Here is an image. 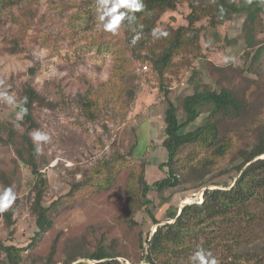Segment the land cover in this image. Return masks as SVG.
Instances as JSON below:
<instances>
[{
	"label": "rangeland",
	"instance_id": "374dc122",
	"mask_svg": "<svg viewBox=\"0 0 264 264\" xmlns=\"http://www.w3.org/2000/svg\"><path fill=\"white\" fill-rule=\"evenodd\" d=\"M84 1L24 0L0 12V91L16 102L10 105L0 98L4 128L0 135V264H10L2 249L9 246L18 251V264H65L72 255L75 260L69 264H95L83 255L99 248L122 264H149L143 257L157 225L140 206L142 188L136 180L142 177L151 185L165 177V168L160 169L167 160L162 146L165 110L172 102L183 121L180 103L195 87L216 92L226 88L244 102L240 117L219 124L221 134L233 133L232 144L247 149L259 136V122L264 119V13L254 22L253 47L249 48L246 15L232 13L241 0H229V20L215 29L208 20L196 22L203 28L198 57L178 53L159 82L148 64L123 48L120 27L111 33L98 27V15L85 16V24L73 17ZM189 13L186 0H179L166 14L165 23L174 29L187 26ZM259 47L263 48L260 58L254 60ZM119 54L126 60L118 59ZM117 65L123 69L119 88L113 83ZM27 88L38 98L32 105L30 129L17 117ZM84 97L89 99L92 118L83 111ZM205 116L204 109L184 131H192ZM36 130L50 137L49 142L40 143L42 151L35 163L44 179L41 206L51 223L37 237L34 199L41 182L24 162L27 155L20 145L24 135L37 147L31 137ZM229 155L226 173L214 170L205 174L204 181L220 174L212 180L219 187L232 183L235 171L229 163L236 156ZM203 156L202 151L182 150L180 162L187 170L192 163L186 161ZM118 157L114 163L112 159ZM205 185L188 174L175 188L160 192L152 188L147 194L148 209L158 225L172 223L167 215L200 202ZM8 189L14 199L6 201ZM252 209L263 216L255 229L262 231L244 243L239 253L262 256L264 203ZM204 238L202 243L207 239L212 244L208 251L219 264L233 262L234 258L228 259L226 239L215 225L207 228ZM184 254L179 263H191L193 254ZM175 260L174 256L171 262Z\"/></svg>",
	"mask_w": 264,
	"mask_h": 264
},
{
	"label": "trees",
	"instance_id": "16d2710c",
	"mask_svg": "<svg viewBox=\"0 0 264 264\" xmlns=\"http://www.w3.org/2000/svg\"><path fill=\"white\" fill-rule=\"evenodd\" d=\"M23 1L0 0V12L11 9L12 6L21 4ZM228 1L186 0L190 11L187 17L188 24L174 29L169 23H165V17L167 13L174 10L179 0H141L144 5L143 9L129 13L135 16V20L129 22L126 18L120 23L123 48L136 59L141 60L142 63L148 64L161 82L163 74L171 70L173 58L178 53L183 52L193 55L194 58L198 57L200 33L203 28L197 27L196 22L208 20L209 26L215 29L221 22L230 19L231 12L228 9ZM81 7L83 9L73 17L81 21L82 24L87 21L85 16L99 14L98 0H86ZM120 11L128 12L125 8H121ZM232 13H244L246 15L244 29L249 33L248 47H253V37L250 34L254 30V22L260 14L264 13V0H241L240 5L236 6ZM154 29L165 31L168 35L158 39L154 38L152 36ZM136 34L140 35V39L133 45L132 38ZM262 49V47L257 49L253 57L254 60L260 58ZM118 59L125 61L126 57L124 54H119ZM114 70L117 75L114 76L113 83L116 88H119V76L123 69L117 65ZM23 93V101L19 104L18 111L20 112L21 107L27 109L26 114L22 116V121L30 129L34 126L31 114L32 105L38 98L32 88H27ZM83 100V111L92 118L89 99L84 97ZM180 105L184 115L183 121L179 120L178 109L172 102L168 103L165 110V138L162 146L166 151L167 160L160 165V169L165 168V177L151 185H147L142 177L136 180L142 188L143 202L140 206L144 207L146 214L157 225L155 232L147 242V252L143 259L149 264H184L179 263L178 258L184 256L185 252L193 254L198 248L202 247L208 251L210 246L212 247V244L207 243V239L206 243H202V239L207 237L204 238L207 228L210 225H215L221 237L226 239L228 259L234 258L230 264H264V243L260 253L262 256L250 252L239 253V248L244 243L249 244L256 239L257 232L261 233L262 231L259 229L255 232L256 227L263 221V216L260 212L255 213L252 205L264 203V119L259 122V136L256 143L250 148L244 149L234 145V143L232 144L234 136L230 130H226L222 134L219 132L221 120L240 117L242 109L244 110V102L239 101L231 90L225 88L216 92L204 87H195L193 93L184 97ZM204 109L206 116L202 123L192 131H184L201 115ZM218 115H222L224 118ZM1 130L4 128L0 126V135ZM20 145L27 155L23 159L24 162L31 167L32 173L41 182L40 190L34 199V212L38 229L35 236L37 237L51 227L46 214L47 210L41 206L44 179L35 163L36 146L33 145L28 136L24 135ZM190 149L202 151L204 156L199 160L193 157L191 161H186L187 164L192 163L187 171L185 164L180 162V154L182 150ZM233 153L236 159L229 164L233 166L235 177L231 184L225 183L219 187L212 181L220 174L205 178L204 181L205 174H210L214 170L226 173L228 160L230 162L229 154ZM18 154L22 156L20 152ZM119 158L112 160L116 163ZM185 174H190L192 180L195 179L197 182L202 180L203 184H206L201 195V201L183 206L180 212L169 213L167 215L168 221L173 222L158 225L159 222L148 209L151 204V200L148 199V192L152 188L158 192L166 188H175L181 183V178H187ZM196 178L200 179L197 180ZM211 186H215V188H211ZM131 190L133 193L134 189ZM10 214H5L8 220H10ZM34 239L35 237L32 242ZM2 249L6 252L10 264H18V251L14 247H2ZM75 256H70L65 264L74 261ZM174 256L176 260L172 263L171 260ZM83 257L94 261L95 264H122V262L112 260L113 256L103 248H99L92 254L83 255Z\"/></svg>",
	"mask_w": 264,
	"mask_h": 264
},
{
	"label": "clouds",
	"instance_id": "9594fccd",
	"mask_svg": "<svg viewBox=\"0 0 264 264\" xmlns=\"http://www.w3.org/2000/svg\"><path fill=\"white\" fill-rule=\"evenodd\" d=\"M143 7L144 5L141 3V0H98V27L104 31L115 33L120 27V23L126 18L129 22L135 20V16L130 15L129 13L141 11ZM121 8L127 9L128 12L120 11ZM167 35V32L161 31L159 29H154L152 31V36L157 39L161 37H166ZM139 39L140 35L136 34L132 38V44L135 45V43ZM0 98H3L10 105H15L16 103L15 98L5 91H0ZM26 112L27 109L21 107L20 112L17 113V117L22 118V116L26 114ZM31 137L33 142L37 145V153H40L42 151L40 147L41 142L47 143L50 141V137L46 133H43L39 130L34 131L31 134ZM10 199H14V196H12L11 189H8L6 190L5 200L9 201ZM201 199L202 196L200 197V200ZM5 206H7V204ZM190 261L191 264H219L217 258L213 256L211 252L205 251L202 247L198 248L193 253V255L190 257Z\"/></svg>",
	"mask_w": 264,
	"mask_h": 264
},
{
	"label": "water",
	"instance_id": "95a60500",
	"mask_svg": "<svg viewBox=\"0 0 264 264\" xmlns=\"http://www.w3.org/2000/svg\"><path fill=\"white\" fill-rule=\"evenodd\" d=\"M181 208H182V207H180V210H179V212L181 211ZM172 222H173V221H172Z\"/></svg>",
	"mask_w": 264,
	"mask_h": 264
}]
</instances>
